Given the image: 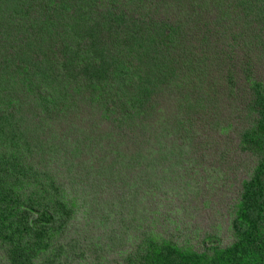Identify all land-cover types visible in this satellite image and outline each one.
Wrapping results in <instances>:
<instances>
[{
    "label": "rangeland",
    "instance_id": "1",
    "mask_svg": "<svg viewBox=\"0 0 264 264\" xmlns=\"http://www.w3.org/2000/svg\"><path fill=\"white\" fill-rule=\"evenodd\" d=\"M3 1L2 8L12 12V24L16 19L29 27L32 26L30 20L41 21L40 16L55 14L64 38L70 43L69 58L77 65L72 71L77 72L83 66L87 72L82 57L86 51L94 55L98 51V48L89 50L94 41L92 32L93 35H101L93 28L95 23L92 19L86 22L81 18L82 13H77L79 20L66 16V0H45L39 6L31 1L27 15H13L17 6L22 7L19 0H7L6 8ZM155 1L158 4L154 7L173 11L174 19L184 20V29L191 35V42L186 46L187 62L197 66L196 61L200 58V68L207 69L204 75L196 76L181 65L175 66L177 78L162 88L164 91L160 90L151 103L162 113L161 120L178 122L189 118L187 127L191 132L188 136L168 134L162 139H151L144 136L149 126L140 117L134 120L114 118L98 108L81 105L76 112L25 122L27 133L40 129L39 136L33 141L40 143L41 150L33 145H23L21 140V145L13 148L16 157L24 155L22 164L33 168L24 178L27 186L35 180L40 184L43 182V179H36L37 172L47 180V184L40 187L57 181L58 185L65 187L67 199L77 208L76 212L82 219L79 229L86 228L87 225L82 223L86 220L84 222H91V236L85 235L91 241L98 236L104 245L115 242L116 249L108 247L104 252V260L108 264H124L123 259L137 249V238L143 235V247L137 250L139 256L166 240L174 243L186 240L184 244L198 249V252H203L204 244L210 241L219 242L221 246L232 244L237 239L236 202L244 181L256 168L257 159L241 152L238 147L240 139L236 135H240L233 133L232 126L221 130L220 124L221 117L226 118L233 113L229 105L233 102L231 98L248 104L255 102L257 91L264 93V45L252 49L242 64L233 59L238 50L243 54L247 52L248 35L258 33L254 29H246L248 25L243 27L242 19L245 17L251 16L253 22V12L244 13L240 9L242 6H237L239 9L233 6L238 9L235 13L241 20L230 22L228 19L232 17L233 10L227 13L221 9L224 7L222 4H238L246 0H105L96 13V18L100 19L98 24L105 26L109 20L110 23H119L125 12L128 17L133 12L142 20H146V16L152 18L155 11L151 8ZM27 2L23 5L26 6ZM86 3L93 5V0H86ZM80 4L84 10L88 7L81 2L76 7L69 6L68 11H74ZM247 8L252 9L251 6ZM242 27L241 33L238 32ZM174 35L179 43L182 35L179 28ZM15 36L21 34L16 32ZM159 40L158 37L153 40L143 37L139 42L153 46ZM132 41L136 42L135 39ZM52 42H58L56 37ZM75 51L77 53L72 56ZM126 52L121 45L109 50V75L117 74ZM147 56L151 58L153 54ZM84 57L92 61L89 56ZM162 57L160 55V59ZM85 80L86 77L81 75L78 81L83 83ZM212 83L214 86L209 95L206 87ZM179 107L189 109L179 110ZM239 112L238 109L235 115ZM18 130L23 136L25 132L20 127ZM177 142L184 144L182 149H179L180 144L177 145L178 151L177 146H172ZM166 151H172V154L160 163L159 159ZM224 152L228 155L224 156ZM189 153L194 161L185 165L183 160H187ZM37 194L45 197L47 192L38 188ZM122 227L129 232L124 231L121 235ZM115 230L119 235H115ZM67 241L64 243L69 244ZM47 251L51 253L52 250ZM58 263V260L55 263L49 261L45 248L42 264Z\"/></svg>",
    "mask_w": 264,
    "mask_h": 264
},
{
    "label": "trees",
    "instance_id": "2",
    "mask_svg": "<svg viewBox=\"0 0 264 264\" xmlns=\"http://www.w3.org/2000/svg\"><path fill=\"white\" fill-rule=\"evenodd\" d=\"M31 1L39 6L45 0H19L22 7L17 6V12L13 15H27L30 9L28 3ZM26 2L27 5L24 6ZM81 2L87 4L86 0H68V3L66 0L64 7H67L66 16L79 20L77 13H82L81 18L86 22L92 19L95 23L93 28L101 33L93 35L92 32L91 35L94 41L89 50L98 48L95 55L89 51L82 54L87 72L83 70V66L77 72L72 71L77 65L69 58L70 43L64 38L55 14L40 16L41 21L30 20L32 26L29 27L16 19L12 24L13 16L6 8L7 0L3 1L6 9L2 8L0 0V149H3L0 152V264H42L45 248L46 256L52 263L58 260V264H108L104 260L106 248L116 249L115 242L104 245L98 236L91 241L85 235L91 233V222H88L90 225L87 229L88 223L83 220L82 223L87 226L79 229V221L82 219L76 212L77 208L67 199L65 187L58 185L57 181L47 187H40L47 184V180L37 172L36 179H43V182L40 184L35 180L30 182V186L26 185L24 178L33 168L22 164L24 155L16 157L14 149L21 145L20 140L23 145H33L38 150L42 148L40 143L33 141L39 136L40 129L34 126L35 133H27L28 125L25 122L47 120L56 115L76 112L81 105H87L114 118L134 120L133 118L140 117L149 126L144 136L151 139H162L168 134L187 137L191 132L187 127L190 125L189 118L183 119L184 122H171L165 118L161 120L162 113L151 105L160 90L177 78L178 70L175 66L181 65L196 73V76H202L207 71L200 68V58L196 61L197 66L187 62L186 46L191 42V35L184 29V20L174 19L173 11L169 12L161 6L154 7L158 4L155 1L151 8L155 11L152 18L146 16V20H142L134 16L133 12L128 17L124 15L125 12L119 18V23H110L109 20L107 25L99 26L100 19L96 18V13L100 11L105 0H93V5L88 3L85 10L80 4L74 11H68L69 6L76 7ZM222 5L224 7L221 9L227 10V13L233 10L232 17L228 19L230 22L241 20L235 13L239 9L237 6H242L240 9L244 13L253 12V22L251 16H247L242 19L243 27L248 25L246 29H254L258 33L248 35L249 44L245 54L239 50L236 55L233 54L234 61L242 64L243 58L250 55L252 49L264 45V0H246L238 4ZM249 6L255 10L247 8ZM243 27L238 32L241 33ZM177 28L182 34L179 43L174 35ZM16 32L21 36L16 37ZM55 37L58 41L56 44L52 42ZM143 37L150 40L158 37L160 40L149 46L139 42ZM96 38L101 40L97 41ZM134 39L135 43L132 41ZM115 45L123 46L127 52L123 54L124 60L118 66L117 74H111V77L108 73L107 57H110L108 52ZM225 52L229 53L227 50ZM75 53L77 52H72L71 55ZM149 53L153 54L151 58L147 56ZM86 55L92 61L89 62L84 57ZM160 55L163 56L162 59ZM81 75L86 77L83 83L78 81ZM213 84L206 87L209 95ZM178 85L179 83L176 84L177 87ZM263 97L264 93L257 91L255 102H247L248 104L231 98L233 102L229 105L233 113L226 118H220L221 130L232 126L233 133L240 135H236L240 139V151L251 155L254 160L257 159L256 168L244 181L240 198L236 202V241L222 246L219 242L210 241L204 244L206 248L203 252H198V249L184 244L186 240L176 243L166 240L164 244L139 256L137 250L140 251L141 246L143 247V235L137 238V249L123 259L124 264H264ZM183 109L187 110L189 107H179V110ZM238 109L240 112L235 115ZM19 127L25 132H21L23 136L18 132ZM178 144L179 149H182L184 144L181 142L172 146ZM170 154L172 151H166L161 159L158 158L159 162H164ZM225 155L228 152H224ZM183 161L185 165H189V162L194 161L193 155L189 153L187 160ZM38 188L46 191L47 195L39 197ZM123 229L124 227L120 230ZM124 231L127 230H123L121 235H124ZM114 232L119 235V231ZM66 240L69 244L64 243ZM49 249L52 250L51 253H48Z\"/></svg>",
    "mask_w": 264,
    "mask_h": 264
}]
</instances>
